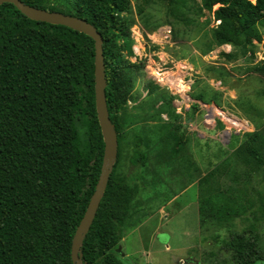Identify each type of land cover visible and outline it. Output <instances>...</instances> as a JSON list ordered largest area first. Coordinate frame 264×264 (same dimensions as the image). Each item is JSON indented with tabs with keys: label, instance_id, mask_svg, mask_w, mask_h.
Wrapping results in <instances>:
<instances>
[{
	"label": "trees",
	"instance_id": "trees-1",
	"mask_svg": "<svg viewBox=\"0 0 264 264\" xmlns=\"http://www.w3.org/2000/svg\"><path fill=\"white\" fill-rule=\"evenodd\" d=\"M21 1L83 19L102 35L106 101L118 135L119 162L128 103L144 66L131 61L133 23L122 16L131 12V0ZM161 1L175 18L190 10L187 0ZM201 11L218 22L213 36L219 47L254 54L263 40L264 0H201ZM223 55L230 62L238 59L233 52ZM255 71L264 78V64ZM144 83L150 94L160 89L152 80ZM173 131L172 122L156 129L159 140L167 145L174 140L178 146L184 138ZM258 139V134L250 136L231 159L264 171V141ZM134 140L130 162L144 165L148 156L142 147L149 142L140 135ZM104 151L93 39L65 26L33 21L12 4L0 6V264H74L73 239L98 184ZM230 165L224 161L198 182L203 222L230 217L240 208L233 188L222 187ZM115 169L81 247L84 264H125L114 250L123 239L136 187ZM255 209L264 216L263 197ZM225 247L234 264L264 262L256 223L232 233Z\"/></svg>",
	"mask_w": 264,
	"mask_h": 264
},
{
	"label": "rangeland",
	"instance_id": "rangeland-1",
	"mask_svg": "<svg viewBox=\"0 0 264 264\" xmlns=\"http://www.w3.org/2000/svg\"><path fill=\"white\" fill-rule=\"evenodd\" d=\"M187 4L190 10L175 18L161 0H131V12L122 15L133 23L131 61L144 62L143 77L136 78L128 103L121 157L114 166L117 175L129 176L136 187L123 239L114 250L125 264H234L225 242L252 223L257 224L264 250V216L255 209L259 197L264 198V171L231 159L250 136L258 134V142L264 141V78L255 71L264 64V22L255 53H243L217 46L213 32L218 22L201 11V0ZM231 52L236 61L224 57ZM149 57L155 61L149 69L165 78L152 94L144 83L150 80ZM184 76L189 91L183 87ZM182 90H187L185 95L179 93ZM181 96L188 98L185 107ZM209 111L218 116L213 128L205 122ZM166 122L183 136L180 145L158 139L156 129ZM136 135L150 146L142 147L146 163L132 166ZM224 161L231 165L222 187L233 188L240 208L230 217L203 222L198 182Z\"/></svg>",
	"mask_w": 264,
	"mask_h": 264
},
{
	"label": "water",
	"instance_id": "water-1",
	"mask_svg": "<svg viewBox=\"0 0 264 264\" xmlns=\"http://www.w3.org/2000/svg\"><path fill=\"white\" fill-rule=\"evenodd\" d=\"M8 3L14 5L27 18L44 22L51 25H59L68 27L79 33H83L95 42V95L96 109L103 140L105 143V151L101 175L96 186L95 192L90 200L88 208L82 218L72 244V261L74 264H84L82 259L81 247L90 231L93 221L96 217L101 200L106 191L109 179L113 173V169L118 157V135L110 119L106 101V68L103 54V38L97 29L87 21L68 16L59 12H49L25 4L21 0H0V6ZM260 45V43H258Z\"/></svg>",
	"mask_w": 264,
	"mask_h": 264
},
{
	"label": "built area",
	"instance_id": "built-area-1",
	"mask_svg": "<svg viewBox=\"0 0 264 264\" xmlns=\"http://www.w3.org/2000/svg\"><path fill=\"white\" fill-rule=\"evenodd\" d=\"M166 33L170 34L171 32L168 31V32H166ZM154 62H155V61H153L152 57H149V58H148L147 73H148L149 78H150L155 84L160 85L161 83L164 82L165 78H162V77H161L162 74H160L159 72L155 73L154 71L152 72V71L149 69V68H151V67H149V66H150L152 63H154ZM151 69H152V68H151ZM182 80H183V83H184V86H183V87L187 88L188 91H189V90H190V84H188L189 82H187L186 77H183ZM185 92H187V90H186ZM185 92H184V90H182V91L179 92V93L182 94V95H185V94H184ZM187 99H188L187 96H184V97L181 96V106H182V107H185L186 104H188V103H187ZM222 135H223V134H222ZM223 137H224V135H223ZM225 138H228V137H225Z\"/></svg>",
	"mask_w": 264,
	"mask_h": 264
},
{
	"label": "crops",
	"instance_id": "crops-1",
	"mask_svg": "<svg viewBox=\"0 0 264 264\" xmlns=\"http://www.w3.org/2000/svg\"><path fill=\"white\" fill-rule=\"evenodd\" d=\"M185 77V76H184ZM180 89H181V87H180ZM177 90V89H176ZM181 92V91H180ZM215 113L217 114V112H216V109H215ZM220 113V112H219ZM216 117H218V116H215L214 115V112H208V114H207V116H206V120H205V122L206 123H208V121H209V123H208V125L210 126V127H215V124H216V122H215V120H216ZM213 123H214V126H213ZM237 124V123H236ZM214 139H216V138H214Z\"/></svg>",
	"mask_w": 264,
	"mask_h": 264
},
{
	"label": "clouds",
	"instance_id": "clouds-1",
	"mask_svg": "<svg viewBox=\"0 0 264 264\" xmlns=\"http://www.w3.org/2000/svg\"><path fill=\"white\" fill-rule=\"evenodd\" d=\"M151 80V79H150Z\"/></svg>",
	"mask_w": 264,
	"mask_h": 264
}]
</instances>
